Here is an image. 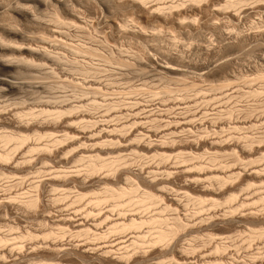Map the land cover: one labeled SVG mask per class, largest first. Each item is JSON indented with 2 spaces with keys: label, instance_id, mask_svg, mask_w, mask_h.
Segmentation results:
<instances>
[{
  "label": "rangeland",
  "instance_id": "rangeland-1",
  "mask_svg": "<svg viewBox=\"0 0 264 264\" xmlns=\"http://www.w3.org/2000/svg\"><path fill=\"white\" fill-rule=\"evenodd\" d=\"M187 1L145 0V4L143 2L142 3L144 5H151L154 3H161L164 5L167 4L166 7L173 4L179 6V8H177L178 6H173L174 8L176 7L175 9H184L187 7L189 8V6L193 4L190 1ZM226 1L228 0H215L212 11H208L207 13L198 12L197 15H192L191 18H182L183 20L180 19V21L184 23H182V25H179L178 21H175L169 16L166 17V19L164 20L165 22L157 21L149 15L147 17V13L141 12L140 8L138 10V7L132 6L130 0H89L83 3H79L80 5L74 3L76 6L68 1L69 3L67 2V4L70 11L68 9L61 8V11H63H59L58 13L60 14L62 20H70L71 22V15L69 14L73 12L83 21L85 20L82 24H80V27H70V33L66 35V38L62 39L64 41L65 47L64 45L61 46V44L56 43H61L59 40H54V38L52 37L50 38V40H54H51V44L52 42H55V44H57V47L55 46V44L53 45L55 46L53 47V51H55L56 53L60 52L58 53L60 54V56L61 54H63L65 57L67 56V61L65 60V58H63L62 60L60 58V61L55 64L53 63L47 66H39L38 68H35L37 66H34V70H37H35L34 72L35 75H31L32 77L24 76L15 80L16 82H19V89H16L14 91L15 93H10L8 98V95L0 97V108L2 107L1 105L6 104V106H3L7 108L10 107L11 109L13 108V112L15 109L14 106H17L16 108L20 110L18 115H7L6 117L8 120L10 118L14 120L15 118H18V120L22 122L24 121V123L27 121L32 124V126L30 127L31 130L29 128L28 130L26 128L22 129L0 126V136L7 135V133H15V135L13 134L14 136H17L16 134L32 135L29 139L30 141L26 142L25 145L23 144V147L19 149L20 153L18 152V155L22 157L20 161H22V165L24 164L23 166H21V168L16 170L10 167H3V169H1L2 167L0 166V200H9L11 198L10 200H12L13 202V204H8V207H0V238L2 237L6 239L8 243H6V240L3 243H0V250L6 249L4 253H0V264H264V236L259 237V235L257 234L261 231V228L262 230H264V0H245L246 2H244L245 4L242 6V11L239 13L238 18L232 17L229 13L234 12V10L236 11L239 6H236V8H228V10L224 14L215 12L216 10H218V8L224 9L222 7H224ZM190 3L191 5H189ZM195 4H193L192 6H194ZM198 6H200V4ZM51 8H41L36 10L35 13L41 20L52 21L53 17H55V12L54 8ZM166 10L167 8L164 12H166ZM149 17L151 18L149 19ZM53 24L55 23L53 22ZM122 28H126L127 31L123 30ZM42 33L43 31L41 30H32L30 32H27V35H30L32 37L34 43H39L38 39L39 37L41 38V35L43 36ZM72 45L81 49L83 48L84 51L76 52V54L74 53L75 51L73 50ZM89 48H91L93 52L90 55V52L87 53L90 50ZM75 57L76 60H78V63L81 64L78 65L79 67L77 65H72L74 67H71V62L68 61V59ZM121 58L124 59L122 60ZM118 59L124 62L127 61L126 63L128 66L120 65L118 63ZM116 60L118 64L115 63ZM87 63H89V65L92 64L93 68H95L94 72H96L94 74L91 73L92 75L89 74L88 76L87 74H80V66H82L83 64L87 65ZM170 66L178 68L179 70L183 71V73L185 72V74H174L164 70V67ZM75 67L79 70L75 69ZM69 71L73 73H70ZM54 81L55 83H53ZM87 87H90L91 90H87ZM81 88H85L87 92L85 89L84 91H82ZM92 88H94V90H92ZM96 88H98V90L95 93ZM80 89L82 93L85 92L84 95L87 94L88 96H84L83 94L80 95ZM254 90L259 91L260 93H253ZM250 92L253 94H251ZM93 100H96L100 103L99 106L97 105L98 107H93V109L91 108L89 112V110L87 109H90V104L91 101L93 102ZM45 101L49 102L47 103L49 104L48 108H55L54 106H56V104L58 103L60 104V102V105L63 108H66V105H69L71 103L75 106H81L82 104V106L79 107V110H76V112L74 111L73 113L75 114L77 113V111L80 113L78 119L81 116V119H79L80 121L76 119L77 122H74L77 126H75V124L73 123V125L75 126L74 127L72 125L73 130L72 128L67 127L52 129L37 127L38 125L36 124V122H38L40 119V121H42V119L47 120V118H50L46 117V115L44 116V114H38V116L40 115L39 117H37L36 115V117L34 115L32 116L33 113L37 114L39 112V107L41 108L43 105H46ZM51 101L53 103L55 102L56 104L52 103L54 105L52 106V104H50ZM111 102L112 106H109L110 108H108V105L106 104ZM8 104L9 106H7ZM60 105L58 107H60ZM138 105H140V108L138 107ZM135 106L136 108H134ZM21 109L23 111H21ZM119 109H121V112L118 111ZM65 113L66 115H63L62 117L64 119H67L68 112L65 111ZM135 113L138 115H136ZM81 114L84 116L86 121L84 120V118H82ZM85 114H88V116L90 117ZM133 115L135 116L133 117ZM62 117L61 119H63ZM87 117L89 119L91 118L90 120L93 119L89 124L87 121ZM22 118H24V120ZM133 118L134 120H136L135 123L132 122L134 121L132 120ZM34 119L36 120V122ZM64 119L61 121H65ZM185 120H193L192 122L195 123H192L193 125L191 123L186 125L184 124L186 122ZM201 120L205 121L206 124L204 123L202 125H199L200 123L198 122ZM95 121L96 124L98 123L97 125L94 124ZM177 121L180 123L182 122L183 124H180ZM139 122L141 123L139 124ZM175 123L180 125H174V127L173 124ZM94 125L96 128L98 126V132L99 130L105 132L109 131L108 134H110V138L108 136L105 137L104 135H106V133L103 132L101 135L104 136L105 139L103 137L102 139H92L96 138L99 134L96 130H94ZM181 126L184 129H178L175 132H171L169 130V128H181ZM74 129L77 133L74 132ZM79 129H81L80 132L82 133V135L79 133ZM25 130L27 131L25 132ZM92 133H95V135L91 139H89L88 136ZM65 134L69 136H66ZM34 135L35 137H33ZM48 135L50 138L48 137ZM63 136H66V139L62 143L64 147L61 145V152L55 151L60 147L59 144L56 145V148L54 146V148L52 147V150H54L53 153L48 154V152L45 151L47 152V155L44 154L43 149L40 150L38 148V151L36 150V152L34 151L32 153L27 149V145H31L32 142L33 144H37V146L40 145L41 148V146H44L46 143L50 144L51 140H53L55 137L62 138ZM134 138L137 139L135 140ZM212 140L218 141L222 144V146L219 143V146H216L218 144L211 145L209 142ZM162 142L164 145L162 144ZM3 143L4 141L2 142L0 140V150L1 148L2 150L7 148L6 143H4V146L6 147L2 145ZM186 143L188 145V148L185 147ZM157 144H162L163 146H165V148L162 147V149L158 150L155 147V145ZM9 145L10 143H8V148L12 147ZM146 145L150 146L151 148H143ZM193 145L194 147H192ZM170 146H173V148H171ZM246 147L248 148L246 149ZM93 149H95L96 151H94ZM161 152H163V154L165 155L166 153L173 154L170 155L169 158V154L166 155L165 158L164 155L162 158L163 154H160L161 157L159 155V153ZM182 154L184 155V157H186V160L182 159ZM187 154L193 157H189ZM158 155L160 158L158 157ZM178 155H180L179 158H176L178 157ZM181 156L182 158H180ZM80 157H83L81 158L82 160H79ZM235 157L236 159H238V161L235 159ZM31 158L33 159L30 160ZM48 158L49 160H47ZM183 160H185L184 163ZM161 161L163 162V164L164 162H167V165L169 166H173L175 162H178L177 164H180L181 166H184L183 164L185 163L188 166H197V163L199 162L203 164V168L206 167V170H208V168L210 170H214L216 168H219L218 166H220L222 168L224 167L227 176L231 175L232 172L235 171L236 173L239 172V175L237 176L235 173H233V176H231L232 179L234 178L233 180H231L230 176H224V178L227 177V184H225L226 182H224L225 185H223V182L222 184H220V181V183L218 182L217 179L219 178L215 177L216 180L215 178H213L217 173H209L208 175L211 177H208V175L206 177L205 175L206 178L203 177L205 180H198L197 183V180H194L195 182H193L192 179V181L187 180V177L178 174L175 171L174 172L177 173V176L174 172H172L173 174L170 172L168 173L161 168V166L163 165ZM26 162H30L31 164L29 163L28 165ZM113 162L117 163L118 165L116 166ZM91 163L93 165L95 164L96 167H98V165L101 166V168H99L95 173L93 172L94 174L88 171V168L89 170H91L90 167H93ZM105 163L107 164V166L105 165ZM111 163H113V166L111 165V167H114L117 170L112 169L109 166ZM126 163L128 165H126ZM101 164H103V166L105 167H103ZM127 166L129 167V169ZM56 168L59 170H57ZM253 169L258 170V172L260 173V175L258 176L259 178L257 176L256 178L255 176L253 177L251 175V172L249 171H252ZM111 171L112 173L114 171L115 172L112 174ZM139 172H142V176L145 174L144 177L149 180V183L148 180H145L140 176ZM248 172L251 177H249ZM166 173H168L167 175L170 174L171 176L166 177ZM137 174L141 178L138 177ZM234 174L236 175V177H234ZM65 176L71 182H67L68 185H63L62 181L66 179ZM153 177L154 179L158 178V181H153L154 185L152 184V181H150V179H153ZM162 177L164 178V181L160 180ZM142 179L146 182H143ZM40 180L43 181L41 182ZM78 180H80V182ZM107 182H110V184ZM156 182L160 183H158L157 185ZM162 182L164 183L161 184ZM150 183L151 185H149ZM193 183H196L197 185ZM248 184H250L251 186H248ZM155 185L157 187L159 186V189L161 186H166L165 188L169 190L170 196L177 198V200H179L180 202V205L177 206L176 204H172L168 200L164 198L162 199L160 197L155 200V196H159L160 193L159 189L156 188ZM199 185L207 188L210 186V190L214 189L213 191L211 190L214 198L213 196L204 193V197H207V199L204 198L205 200H207L205 201L202 197V195H204L203 192L198 191L199 189L196 188H199ZM221 185L223 186L221 187ZM135 186L137 190L140 188L139 191L132 190L136 189ZM167 186L172 189L170 190ZM110 187L111 189H114V191H120L121 188L119 187H122V189L124 187L126 191L134 187L131 190L134 191V193L136 192L135 194L138 193L137 195H141L138 197V199H140V197L141 200L146 199V197H148L149 195V192L150 194H155V196L152 198H148L152 200L154 198L156 202L153 200V203H155L153 204L151 203L152 200L147 199V201H151L150 203H148L149 201H146L148 204H153L151 208L145 207L146 205H148L147 203L146 205L145 203H142V205L136 204L138 205L137 208L135 207V204H132L135 205L134 208L131 203L129 204V206L127 204V207H125L124 204L126 203H123V207H125V209L127 208L126 211L125 209L123 210V207H115L112 205H116L120 198L119 200L116 199L117 201L115 202L114 198H111L112 196L110 197L109 194L105 197L107 193L112 194L111 192L113 191L111 189V192L110 190H107ZM247 187L249 189H247ZM117 188L119 189L117 190ZM195 188L197 189L196 191L194 190ZM215 189L217 191H215ZM145 190L147 191V193ZM129 191L127 195H125L127 197H124L126 200L124 201V198L122 197L120 202H118L119 205L122 204V202L128 201L127 199L131 200V198L133 197V193ZM37 192L40 195L41 203L38 202L39 205L38 207H35V210L29 208H26L27 210H25L23 202L26 201L25 199H28V194H38ZM130 193L132 197L129 196ZM142 193L144 196L146 194V196L143 197ZM156 193H158V195H156ZM197 193L199 194L200 198L202 197L203 201L198 197ZM213 193L215 195H218L215 196ZM231 193H234L233 195H235L236 198H234L235 200L232 199V202L230 200V203H228L229 200L226 199H228ZM225 195L228 197H226ZM2 196L4 198H2ZM135 196L132 199H136L137 197ZM196 196L198 197V201L200 199V202L202 201V203H204L203 205H200V203L198 204V202H196ZM103 197H108L109 199L107 198V200L111 201H107V203H105L106 201H104L102 203L103 206L99 204V207L97 205H95L97 206L95 207L93 205L96 204L94 201L98 199L103 200ZM210 197L213 198L214 202L218 199L217 201L220 203V205L215 204V206L214 202L213 204H210V202H212L210 200ZM58 198L60 199L57 202ZM94 198L97 199L93 200ZM224 199L227 202L224 201ZM55 200L56 202L52 204V201ZM60 200L62 202H60ZM163 200H165L164 203ZM143 202H145V200H143ZM56 203H68V205H66L67 207L65 205L63 207L64 212L62 211V214L67 213L64 216H75V219L82 216V218L87 219L88 223L93 222L92 220L94 219H92L91 217H94L93 215H96L97 212L99 213L102 210H104L103 212L107 213L106 215H111L110 217H113L117 216L115 214L118 211H124L127 213L128 210L134 208V211L131 210V213L134 214L133 216L135 218H147L145 217L146 214L147 216L149 215L148 218H150V215L152 216L154 214V216L156 217L166 215L164 217L161 216L162 218H157V220L163 218L165 219V217L169 216L168 218H166V220L171 218L170 221H173L175 223L176 217H178L184 222L185 229L179 231L180 233L178 232V236H176L174 240L170 241L169 243H158L154 245L149 242L148 237L154 235L153 233L155 231H152L153 229H151L152 227H149L151 225L148 223H145V225L143 226L141 225L142 227L139 229L130 228L129 230L127 229V231L124 232L119 231L123 233H118V231L116 232V234L115 232L111 233L115 230L113 229L110 232V236L106 234V232L105 235L104 231H109L111 227H114L117 224H107L106 222L101 223L100 221H98V225L99 223L101 224L98 226L99 233L97 231L96 232L97 234H99V236L100 233L103 232L101 234V236L103 237L100 238L96 237V233L94 234L95 230H93V227H89V229L87 227L79 229L73 228V226H70L68 224L62 225L61 222L57 223L56 221V223H54L45 220V218H43L44 216L42 215L46 213H44V208L46 206H50L52 204V209L50 207L51 213L53 211L52 215L56 216L58 214V212H56V207H54ZM164 204H167L166 207L168 208L170 206L171 209L169 208L168 211L167 208H165ZM162 205L166 210L162 208ZM211 205H213V208ZM141 206L147 209H142ZM235 206H238V209ZM113 207L114 209H120H118V211L116 209L117 212L114 210V212L112 213L113 210H111L110 208L113 209ZM128 207L131 208L129 209ZM46 208L45 210L47 211ZM259 208L262 209L260 210ZM234 209L236 210L234 211ZM210 210L214 211V213ZM89 211L91 213L94 211V214L92 213L93 215H88L87 212ZM84 213L86 216L84 215ZM87 216H90V218H87ZM154 216H152L151 218H154V220H152L157 224L156 217ZM173 216L175 217V221L172 219ZM173 222L167 223L171 224ZM151 224L152 226L156 225L153 222ZM161 224L163 225V222L160 224L158 223L157 226L160 227L162 226ZM157 226H153V228H156ZM157 229L158 228H156L155 230ZM87 230L89 233L87 232ZM150 230L153 233L150 234ZM108 231L107 233H109ZM147 232L150 235H148ZM145 234L148 235H146L147 237H144L147 238L146 240H148V242H146V240H143L142 236H145ZM138 236L142 238L140 239V237ZM137 238L139 239L137 240ZM134 239H136L137 242ZM133 242H135V244ZM142 244L144 247L142 246ZM216 245H218L220 249L223 246L224 249L222 248V251L218 249V251L215 248ZM175 246L177 247V249ZM56 247L59 250H57V252H55L56 250L53 252V248L56 249ZM107 247H109V249H107ZM185 247L186 250L184 249ZM11 250L12 252H9ZM103 250H110L109 252L107 251L109 254L105 251L104 254ZM215 250L217 252H215ZM182 253H189L188 255H185V257H189V255L190 257L185 259ZM192 253L194 255H192ZM122 254H127L128 258L127 260L125 259L126 262L123 261L124 259H122L121 261L120 257L122 256ZM49 260H51L52 262Z\"/></svg>",
  "mask_w": 264,
  "mask_h": 264
},
{
  "label": "bare ground",
  "instance_id": "bare-ground-1",
  "mask_svg": "<svg viewBox=\"0 0 264 264\" xmlns=\"http://www.w3.org/2000/svg\"><path fill=\"white\" fill-rule=\"evenodd\" d=\"M68 1H70L72 4H74V3H76V4H79V3H83V2H86V1H89V0H0V97H3V96H6V95H8L7 96V98L9 97V95H10V93H12V92H14L16 89H19V82H16L15 80H17V79H19V78H21V77H24V76H31V75H33L34 74V72H35V70H34V66H37V67H35V68H38L39 66H47V65H51V64H55V63H57V62H59L60 61V58H61V60L63 59V58H65V60L67 59L63 54H61V56H60V54H58V53H60V52H58V53H56L55 51H53V47H55L57 44H61V46L62 45H64V47H65V44H64V41L62 40L63 38H66V35H68L69 33H70V31H71V29H70V27L71 26H79L80 27V24H82L84 21L79 17V16H77L76 14H74V12L73 13H70L69 15H71V22H70V20L69 21H64V20H62L61 19V16H60V14L58 13L59 11H61V8H64V9H68V4H67V2ZM145 1V0H144ZM144 1L143 0H130V3H131V5L132 6H135V7H138L137 9L139 10V8H140V11L141 12H145V13H147V17H148V15L149 16H151L153 19H155V20H157V21H164L165 19H166V17H171V18H173L175 21H178L179 22V25H182V23L183 22H181L180 21V19H182V18H191L192 17V15H197V13L198 12H205V13H207L208 11H212V7H213V5L215 4V0H188V1H190L191 3H193V4H195L194 6H192L191 5V3L189 4V5H191V6H189V8L187 7V8H184V9H175L173 6H178V5H168L167 7H166V5L167 4H157V3H154V4H151V5H144L145 3H144ZM187 1V0H186ZM187 1V2H188ZM144 4H143V3ZM244 2H246L245 0H233V1H230V0H228V1H226V3H225V5H224V7H222V8H224V9H219L218 8V10H216L215 12H217V13H219V14H224L227 10H228V8H232V7H235L236 8V6L238 7L237 9H236V11L234 10V12H232V13H229V14H231V16L232 17H239V13L242 11V6L245 4ZM69 3V2H68ZM96 3V2H95ZM200 4V6H198ZM75 5V4H74ZM80 5V4H79ZM89 5V4H88ZM197 5V6H196ZM76 6V5H75ZM74 6V7H75ZM54 8V16L55 17H53V19H52V21H45V20H41V19H39V17H37V15H36V10H38V9H41V8H44V9H47V8ZM51 8V9H52ZM70 8V7H69ZM73 8V7H72ZM71 8V9H72ZM167 8V10H166V12H164L165 11V9ZM174 8V9H173ZM177 8H179V6L177 7ZM74 9V8H73ZM69 10V9H68ZM75 10V9H74ZM73 10V11H74ZM63 11V10H62ZM61 11V12H62ZM70 11V10H69ZM76 11V10H75ZM66 12V11H65ZM68 12V11H67ZM109 12V11H108ZM64 13V12H63ZM69 13V12H68ZM135 13V12H134ZM50 14V13H49ZM62 14V13H61ZM67 14V13H66ZM144 14V13H143ZM79 15V14H78ZM53 16V15H52ZM51 17V16H50ZM151 17H149V19L151 18ZM194 17V16H193ZM48 18V17H47ZM62 18H65V17H62ZM152 19V20H153ZM168 19V18H167ZM67 20H68V18H67ZM183 20V19H182ZM188 20V19H187ZM109 21V20H108ZM53 22L55 23V24H57V25H55V24H53ZM165 22V21H164ZM181 22V23H180ZM192 22V21H191ZM86 23V22H85ZM90 23V22H89ZM116 23V22H115ZM140 23V22H139ZM184 24V23H183ZM188 24H190V23H188ZM85 25V24H84ZM111 25V24H110ZM90 27V26H89ZM110 27V26H109ZM123 27V26H122ZM180 27V26H179ZM72 28V27H71ZM74 28V27H73ZM111 28V27H110ZM119 28V27H118ZM65 29V30H64ZM123 29V28H122ZM141 29V28H140ZM32 30H41V31H43V36L41 35V38L39 37V43H34V40L32 39V37L29 35H27V32H30V31H32ZM123 30H126V28L125 29H123ZM133 30V29H132ZM127 31V30H126ZM90 32V31H89ZM29 34V33H28ZM38 34V33H37ZM36 34V35H37ZM130 34V33H129ZM71 35V34H70ZM91 35V34H90ZM32 36H33V34H32ZM54 38V40H59L61 43H59V42H56L57 44H55V42L53 43L52 42V44H51V40L52 41H54L53 39H51L50 40V38ZM61 39V40H60ZM69 39V38H68ZM145 40H146V38H145ZM37 41V40H36ZM66 43V42H65ZM55 44V46H53ZM72 44V43H71ZM69 46V45H68ZM57 47V46H56ZM71 47V46H70ZM72 47H73V50L75 51L74 53H76V52H82V51H84V49L82 48H79V47H75V46H73L72 45ZM89 47V46H88ZM62 48V47H61ZM68 48V47H67ZM91 51H90V50ZM88 50V52L87 53H89V55L91 54V53H93L92 52V49L91 48H89ZM61 51V50H60ZM86 52V51H85ZM70 53V52H69ZM95 53V52H94ZM73 54V53H72ZM77 54V53H76ZM103 54V53H102ZM88 55V54H87ZM105 55V54H104ZM106 57V56H105ZM112 57V56H111ZM79 59V58H78ZM120 59V58H119ZM118 59V63L120 64V65H127V61L126 62H124V61H121V60H119ZM122 59V58H121ZM124 59V58H123ZM122 59V60H123ZM64 60V61H65ZM67 61V60H66ZM68 61L69 62H71V67H74L75 65H81V64H79L78 63V60H76V57L75 58H70V59H68ZM104 61V60H103ZM107 61V60H106ZM87 62V61H86ZM111 62H112V60H111ZM129 62V61H128ZM61 63V62H60ZM75 63V64H74ZM82 63V62H81ZM115 63H117V60L115 61ZM117 63V64H118ZM128 64H130V63H128ZM132 64V63H131ZM72 65H74V66H72ZM91 66H92V64H90ZM89 65V63H87V65H82V66H80V68L79 69H81V71H79L80 72V74L81 73H83V74H87V76L89 75V74H91V73H95L94 72V69L95 68H93V66L91 67ZM128 66V65H127ZM32 67H33V69H32ZM53 67V66H52ZM79 67V66H78ZM42 68V67H41ZM44 68V67H43ZM52 69V68H51ZM73 69V68H72ZM75 69H78V68H76L75 67ZM78 69V70H79ZM34 70V71H33ZM49 70V69H48ZM64 70V69H63ZM100 70V69H99ZM164 70H166L167 72H171V73H174V74H185V72L183 73V71H181V70H179L178 68H175V67H164ZM37 71V70H36ZM53 71V70H52ZM70 72V71H69ZM55 73V72H54ZM53 73V74H54ZM70 73H73V72H70ZM77 73V72H76ZM262 73V72H261ZM260 74V73H259ZM35 75V74H34ZM92 75V74H91ZM48 76V75H47ZM32 77V76H31ZM27 78V77H26ZM45 78V77H44ZM43 78V79H44ZM31 79H33V78H31ZM35 79H37V78H35ZM40 79V78H39ZM71 80V79H70ZM83 82H84V80H83ZM53 83H55V81L53 82ZM73 83V82H72ZM58 84V83H57ZM70 84V83H69ZM60 85V84H59ZM72 85V84H71ZM86 85V84H85ZM33 86V85H32ZM69 86V85H68ZM75 86V85H74ZM79 86V85H78ZM81 86V85H80ZM88 86V85H87ZM56 87V86H55ZM66 87V86H65ZM77 87V86H76ZM168 87V86H167ZM35 88V87H34ZM86 88V87H85ZM84 88V89H85ZM21 89V88H20ZM46 89V88H45ZM78 89V88H77ZM82 89V91H84V89L83 88H81ZM81 89L79 90L80 92H79V94L80 95H84V93L85 92H81ZM171 89V88H170ZM86 90V89H85ZM87 90H91V88L90 87H87ZM87 90H86V92H87ZM92 90H94V88H92ZM97 90H98V88H96V90H95V93L97 92ZM172 90V89H171ZM52 91V90H51ZM75 91V90H74ZM169 91V90H168ZM167 91V92H168ZM18 92V91H17ZM47 92V91H46ZM45 92V93H46ZM258 92L259 91H255L254 90V92L253 93H257L258 94ZM15 93V92H14ZM51 93V92H50ZM74 93H76V92H74ZM89 93V92H88ZM92 93H93V91H92ZM92 93H90V94H92ZM251 93V92H250ZM253 93H251V94H253ZM260 93V92H259ZM162 94V93H161ZM79 95V96H80ZM84 96H88L87 94L86 95H84ZM258 96V95H257ZM177 97V96H176ZM174 98V97H173ZM38 99V98H37ZM43 99V98H42ZM171 99V98H170ZM119 100V99H118ZM48 101V100H47ZM53 101V100H52ZM50 102V104H52L53 102ZM115 102V101H114ZM113 102V103H114ZM27 103V102H26ZM40 103V102H39ZM47 103H49V102H46L45 101V104L46 105H43L41 108L39 107L38 109V113L37 112H35V113H37V114H32V116L34 115H36L37 117H39L38 116V114H41V115H43L44 114V116L46 115V117H50L49 119L47 118V120H43L42 119V121H38V122H36V120H35V122H36V124L38 125L37 127H44V128H65V127H67V128H72V130H73V127H72V125H73V123L74 122H77V120L76 119H78V117H79V112L77 111V113H75V114H73L74 113V111L76 112V110H79V107H81L82 106V104H81V106H75V105H72V103L71 104H69V105H66L65 107L66 108H63L60 104H61V102H60V107H58L59 105L58 104H56L57 103V100H56V106H54L53 104H52V106H54L55 108H48V105L49 104H47ZM77 103V102H76ZM75 103V104H76ZM99 103L100 102H97L96 100L94 101L93 100V102L91 101V104H90V109H87V110H89V112H90V110H91V108L93 109V107L95 108V107H98L99 106ZM122 103H124V102H122ZM22 104V103H21ZM28 104V103H27ZM33 104V103H32ZM66 104H68V103H66ZM114 104H116V103H114ZM138 104V103H137ZM3 105H5L6 106V104H3ZM3 105H1L2 107L0 108V126H5V127H10V128H22V129H30V127L32 126V124H30L29 122H25L24 123V121L22 122V121H20V120H18V118L16 119L15 118V120L14 119H12V118H10L9 120L7 119V115H11L12 114V116H13V114H19V112H20V110L19 109H17L14 105V108L16 109H14V112H13V108L11 109L10 107L9 108H7V107H4ZM39 105V104H38ZM98 105V106H97ZM106 105H108L107 107L108 108H110L111 106H112V102L111 103H107ZM117 105V104H116ZM115 105V106H116ZM7 106H9V104L7 105ZM85 106H87V105H85ZM110 106V107H109ZM114 106V107H115ZM122 106V105H121ZM140 105H138V107H139ZM104 107V106H103ZM114 107H112V108H114ZM119 107V106H118ZM137 107V108H138ZM7 108V109H6ZM88 108V107H87ZM134 108H136V106L134 107ZM133 108V109H134ZM140 108V107H139ZM10 109V110H9ZM23 109V108H22ZM21 109V111H23ZM36 110V109H35ZM107 110V109H106ZM116 110H117V108H116ZM141 110V109H140ZM27 111V110H26ZM33 111V110H32ZM65 111L66 112H68V117H67V119H64L62 116L63 115H66V113H65ZM93 111V110H92ZM119 112H121V109H119L118 110ZM138 111V110H137ZM137 111H136V113H137ZM144 111V110H143ZM247 111V110H246ZM12 112V113H11ZM31 112V111H30ZM81 112V111H80ZM85 112V111H84ZM88 112V111H87ZM155 112V111H154ZM250 112V111H249ZM65 113V114H64ZM83 113V112H82ZM135 113V114H136ZM72 114V115H71ZM92 114V113H91ZM82 115V114H81ZM85 115H87L88 116V114H85ZM90 115V114H89ZM93 115V114H92ZM132 115V114H131ZM136 115H138V114H136ZM149 115V114H148ZM153 115V114H152ZM158 115V114H157ZM29 116H30V114H29ZM35 116V117H36ZM43 116V117H44ZM135 115H133V117H134ZM15 117V116H14ZM17 117V116H16ZM21 117V116H20ZM42 117V116H41ZM40 117V118H41ZM61 117L65 120V121H61V120H63V119H61ZM86 117V116H85ZM88 117H90V116H88ZM87 117V118H88ZM94 117V116H93ZM138 117V116H137ZM30 118V117H29ZM33 118V117H32ZM45 118V117H44ZM82 118H84V116L82 115ZM86 118V119H87ZM136 118V117H135ZM155 118V117H154ZM176 118V117H175ZM19 119H21V118H19ZM23 120H24V118H22ZM46 119V118H45ZM79 119H81V116H80V118ZM78 119V120H79ZM91 119V118H90ZM89 118H88V124L90 123V122H92V120H90ZM83 120V119H82ZM84 120H85V118H84ZM132 120H134V118L132 119ZM145 120V119H144ZM156 120V119H155ZM172 120V119H171ZM190 120V119H189ZM188 120V121H189ZM32 121V120H31ZM30 121V122H31ZM80 121V120H79ZM86 121V120H85ZM131 121V120H130ZM186 121V120H185ZM185 121H183V122H185ZM186 121L184 124H189V123H195V122H192V121ZM34 122V121H33ZM34 122V123H35ZM83 122V121H82ZM133 123H135L136 122V120H134V121H132ZM178 122V121H177ZM197 122V121H196ZM208 122V121H207ZM141 122H139V124H140ZM178 123H180V122H178ZM198 123H200L199 125H202V124H204L205 123V121H203V120H201V121H199ZM75 124V123H74ZM87 124V123H86ZM87 124V125H88ZM94 124H96V121H95V123ZM98 124V123H97ZM96 124V125H97ZM100 124V123H99ZM180 124H183L182 122L180 123ZM180 124H177V123H175V124H173V126L174 125H180ZM190 124V125H191ZM206 124V123H205ZM35 125V124H34ZM92 125H93V123H92ZM125 125V124H124ZM171 125V124H170ZM193 125V124H192ZM74 126V125H73ZM75 126H77L76 124H75ZM74 126V127H75ZM91 126V125H90ZM99 126H101V125H99ZM132 126V125H131ZM135 126V125H134ZM5 127H3V128H5ZM36 127V126H35ZM80 127V126H79ZM82 127V126H81ZM85 127H86V125H85ZM89 127V126H88ZM87 127V128H88ZM127 127H128V124H127ZM175 127V126H174ZM169 128V130L171 131V132H175V131H177L178 129H184V128H182V126H181V128ZM184 127V126H183ZM200 127V126H199ZM84 128V127H83ZM90 128V127H89ZM95 128V129H94ZM94 130H98V126H97V128L95 127V125H94ZM99 128H101V127H99ZM124 128H126V127H124ZM28 129V130H29ZM42 129V128H41ZM102 129H103V127H102ZM187 129V128H186ZM31 130V129H30ZM47 130V129H46ZM56 130V129H55ZM80 130L81 129H79V133L82 135V133L80 132ZM112 130V129H111ZM111 130H110V132H111ZM122 130V129H121ZM120 130V131H121ZM168 130V131H169ZM188 130V129H187ZM206 130V129H205ZM14 131V130H13ZM16 131H17V129H16ZM27 130H25V132H26ZM77 131V130H76ZM119 131V130H118ZM182 131V130H181ZM74 132H75V129H74ZM103 132H105V131H101V130H99V132L97 131V133H99L98 135H97V137L96 138H92L94 135H95V133H92V134H90L89 136H88V138L89 139H102V137L104 138V136L106 137V136H110V134H108L109 133V131L108 132H105L106 133V135H104V136H102L101 134L103 133ZM2 133V132H1ZM32 133V132H31ZM37 133V132H36ZM45 133V132H44ZM47 133V132H46ZM49 133V132H48ZM75 133H77V132H75ZM85 133V132H84ZM15 135V133H7V135H1L0 136V140L3 142L4 141V143H6V146H7V148H5V149H3L2 150V148H1V150H0V166L2 167L1 169H3V167H10V168H13V169H19V168H21V166H23L22 165V161H20V159L22 158L20 155H18V152H19V149L20 148H22L23 146V144L25 145L26 144V142H28V141H30L29 139L31 138V136L32 135H19V134H16L17 136H14ZM194 134V133H193ZM47 135V134H46ZM66 135V134H65ZM92 135V136H91ZM261 135V134H260ZM37 136V135H36ZM38 136H39V134H38ZM55 136V135H54ZM66 136H69V135H66ZM65 136V137H66ZM138 136V135H137ZM170 136V135H169ZM33 137H35V135L33 136ZM33 137H32V139H33ZM41 137V136H40ZM40 137H38V138H40ZM48 137H49V135H48ZM64 136L61 138V137H59V138H54L53 140H51V143L50 144H43L44 146H41V148H40V145L39 146H37V144H33V142H32V144L31 145H27V149L28 150H30V152L32 153V152H36V150L38 151L39 149L41 150V149H43L44 151V154H46L47 155V152H48V154H50V153H53V151L54 150H52V147L54 146L55 148H56V145H58L59 144V148H57L55 151L57 152V151H59V152H61V145H62V143H63V141L66 139ZM168 137V136H167ZM254 137V136H253ZM252 137V138H253ZM259 137V136H258ZM42 138V137H41ZM50 138V137H49ZM110 138V137H109ZM244 138H246V137H244ZM251 138V139H252ZM31 139V140H32ZM44 139V138H43ZM105 139V138H104ZM135 140L137 139V138H134ZM142 139V138H141ZM166 139V138H165ZM255 139V138H254ZM45 140V139H44ZM43 140V141H44ZM111 140V139H110ZM174 140V139H173ZM208 140V139H207ZM183 141V140H182ZM260 141H262V140H260ZM259 141V142H260ZM11 142H13V143H11ZM102 142V141H101ZM104 142V141H103ZM111 142V141H110ZM258 142V143H259ZM4 143L2 144L3 146H4ZM8 143H10V145L9 146H12V147H9L8 148ZM37 143V142H36ZM61 143V144H60ZM97 143V142H96ZM119 143V142H118ZM191 143H193V142H191ZM191 143H188V144H191ZM211 145H213V144H218L219 142L218 141H215V140H212V141H210L209 142ZM13 144V145H12ZM65 144V143H64ZM98 144V143H97ZM162 144H163V142H162ZM162 144H157V145H155V147L159 150V149H162V147L163 148H165V146H163ZM173 144V143H172ZM194 144H195V141H194ZM207 144H208V142H207ZM206 144V145H207ZM219 144H221V143H219ZM219 144L218 145H216V146H219ZM252 144V143H251ZM185 145V144H184ZM184 145H183V147H184ZM186 145H187V143H186ZM185 145V147H187L188 148V145L186 146ZM197 145V144H196ZM210 145V146H211ZM248 145V144H247ZM246 145V146H247ZM259 145V144H258ZM6 146H4V147H6ZM63 146V145H62ZM96 146V145H95ZM144 146V145H143ZM209 146V145H208ZM215 146V147H216ZM221 146H222V144H221ZM220 146V147H221ZM240 146V145H239ZM53 147V148H54ZM64 147V146H63ZM67 147H69V146H67ZM94 147V146H93ZM151 148L150 146H145V147H143V148ZM171 147V146H170ZM169 147V148H170ZM192 147H194V145L192 146ZM191 147V148H192ZM198 147V146H197ZM197 147H196V149H197ZM39 148V149H38ZM97 148V147H96ZM125 148V147H124ZM171 148H173V146L171 147ZM213 148V147H212ZM233 148V147H232ZM248 147H246V149H247ZM251 148H253V147H251ZM67 149V148H66ZM155 149V148H154ZM156 149V150H157ZM178 149V148H177ZM189 149H190V147H189ZM94 151H96L95 149H93ZM101 150V149H100ZM119 150V149H118ZM121 150V149H120ZM173 150V149H172ZM171 150V151H172ZM176 150V149H175ZM193 150V149H192ZM45 151H47V152H45ZM94 151H92V152H94ZM124 151H125V149H124ZM195 151V150H194ZM231 151V150H230ZM235 151V150H234ZM90 152V151H89ZM138 152V151H137ZM158 152H160V151H158ZM158 152H157V154H158ZM165 152H168V151H165ZM170 152V151H169ZM20 153V152H19ZM30 153V154H31ZM39 153V152H38ZM40 153H41V151H40ZM179 153V152H178ZM177 153V154H178ZM222 153V152H221ZM252 153V152H251ZM22 154H23V152H22ZM26 154V153H25ZM36 154V153H35ZM43 154V155H44ZM55 154V153H54ZM93 154V153H92ZM95 154V153H94ZM162 155L163 154V152H161V153H159V155ZM169 154V153H168ZM167 153H166V155H168ZM173 154V153H172ZM172 154H169L168 155V158H169V156L170 155H172ZM176 154V153H175ZM235 154V153H234ZM45 155V156H46ZM53 155V154H52ZM104 155V154H103ZM159 155H158V157H159ZM161 155H160V157H161ZM165 154H163L162 155V158H163V156H164ZM166 155L164 156V158L166 157ZM183 155V154H182ZM188 155V154H187ZM196 155V154H195ZM216 155V154H215ZM44 156V157H45ZM50 156V155H49ZM88 156V155H87ZM122 156V155H121ZM128 156V155H127ZM179 156L180 155H178V157H176V158H179ZM189 157H193V156H190V155H188ZM43 157V158H44ZM53 157V156H52ZM57 157H59V156H57ZM95 157V156H94ZM100 157V156H99ZM154 157V156H153ZM159 157V158H160ZM198 157V156H197ZM212 157V156H211ZM230 157V156H229ZM46 158V157H45ZM49 158H51V157H49ZM49 158L47 159V160H49ZM54 158V157H53ZM56 158V157H55ZM81 158H83V157H80L79 158V160H82ZM158 158V159H159ZM180 158H182V156L180 157ZM194 158H195V156H194ZM193 158V159H194ZM206 158V157H205ZM24 159V158H23ZM33 158H31L30 160H32ZM38 159V158H37ZM91 159H93V158H91ZM90 159V160H91ZM102 159H103V157H102ZM116 159V158H115ZM114 159V160H115ZM171 159V158H170ZM170 159H168V160H170ZM182 159H185L186 160V157H184V155H183V158ZM189 159H191V158H189ZM188 159V160H189ZM207 159V158H206ZM235 159H236V157H235ZM255 159V158H254ZM253 159V160H254ZM261 159V158H260ZM27 160V159H26ZM53 160V159H52ZM89 160V161H90ZM111 160V159H110ZM161 160H163V159H161ZM166 160V159H165ZM178 160V159H177ZM176 160V161H177ZM181 160V159H180ZM185 160H183V163L185 162ZM199 160V159H198ZM237 161H238V159H236ZM25 161V160H24ZM29 161V160H28ZM51 161V160H50ZM54 161V160H53ZM98 161V160H97ZM109 161V160H108ZM135 161V160H134ZM172 161V160H171ZM193 161V160H192ZM237 161H236V163H237ZM56 162H59V161H56ZM92 162V161H91ZM95 162V161H94ZM104 162V161H103ZM110 162V161H109ZM120 162V161H119ZM122 162V161H121ZM162 162V161H161ZM174 162V161H173ZM172 162V163H173ZM245 162V161H244ZM24 163V162H23ZM28 165H29V163L30 162H26ZM46 163V162H45ZM52 163V162H51ZM96 163V162H95ZM114 163V162H113ZM113 163H111L109 166L111 167V165L113 164ZM123 163V162H122ZM125 163V162H124ZM178 163V162H177ZM176 162H175V164H173V166H169V165H167V162L165 163L164 162V164H163V162H162V166H161V168L162 169H164L165 171H167L168 173L170 172V173H172V172H177L178 174H181V175H184L185 177H187V180H190V181H192L193 180V182H195L196 180V182L198 183V180H202V179H204L203 177H205V175H206V177H207V175L209 174V173H217L216 174V176H212L213 178H215V177H217V178H219V179H217L218 180V182L220 183V184H222V182H223V185H225V184H227V182H226V178L228 177V176H230V178H231V180H233L232 179V177L231 176H233V173H235L237 176L239 175V172H237L236 173V171L235 172H232V174L231 173H229V174H231V175H228L227 176V173L225 172V170H224V167L222 168V167H220V166H218L219 168H216V169H214V170H210L209 168H208V170H206V167L205 168H203V164H201V163H197V166H188L186 163V165L185 164H183L182 162V164L184 165V166H181L180 164H177ZM180 163V162H179ZM196 163V162H195ZM31 164V163H30ZM92 164V163H91ZM116 166L118 165L117 163H114ZM215 164V163H214ZM93 165V164H92ZM91 165V166H92ZM95 165V164H94ZM93 165V167H90V169L91 170H89V168H88V171H90V172H96L99 168H101V166L100 165H98V167H96V165L94 166ZM102 166H103V164H101ZM105 165L107 166V164L105 163ZM126 165H128L127 163H126ZM180 165V166H179ZM250 165V164H249ZM40 166V165H39ZM56 166V165H55ZM113 166V165H112ZM115 166V167H116ZM214 166V165H213ZM217 166V165H216ZM222 166V165H221ZM228 166H230V165H228ZM246 166H247V164H246ZM25 167H26V165H25ZM83 167H84V165H83ZM88 167V166H87ZM103 167H105V166H103ZM124 167V166H123ZM128 167V166H127ZM194 167V168H193ZM28 168V167H27ZM29 168H30V166H29ZM32 168V167H31ZM112 168V167H111ZM117 168V167H116ZM120 168V167H119ZM195 168H197V169H195ZM213 168H215V167H213ZM25 169V168H24ZM23 169V170H24ZM36 169V168H35ZM53 169V168H52ZM57 169V168H56ZM112 169H115L114 167L112 168ZM128 169H129V167H128ZM195 169V170H194ZM48 170V169H47ZM55 170V169H54ZM57 170H59V169H57ZM104 170V169H103ZM115 170H117V169H115ZM161 170V169H160ZM163 170V171H164ZM210 170V171H209ZM254 170V171H253ZM252 171H249V172H251V175L254 177H258L259 175H260V173L258 172V170L256 171L255 169H253ZM9 171V170H8ZM15 171V170H14ZM40 171V170H39ZM53 171V170H52ZM64 171V170H63ZM100 171V170H99ZM107 171V170H106ZM113 171V170H112ZM112 171H111V173H112ZM124 171V170H123ZM141 171V170H140ZM152 171V170H151ZM156 171V170H155ZM164 171V172H165ZM215 171V172H214ZM26 172V171H25ZM49 172V171H48ZM58 172V171H57ZM101 172V171H100ZM115 172V171H114ZM113 172V173H114ZM146 172V171H145ZM157 172V171H156ZM162 172V171H161ZM174 172V173H175ZM230 172V171H229ZM249 172H248V175H249ZM44 173V172H43ZM51 173V172H50ZM56 173V172H55ZM54 173V174H55ZM59 173V172H58ZM93 173V174H94ZM104 173V172H103ZM112 173V174H113ZM140 173V172H139ZM138 173V174H139ZM142 173V172H141ZM140 173V176L141 177H143L145 180H148L146 177H144V175L142 176V174ZM153 173V172H152ZM168 173H166V177L167 176H171L170 174L169 175H167ZM177 173H175L176 174V176H177ZM226 173V174H225ZM2 174V173H1ZM30 174V173H29ZM61 174V173H60ZM66 174V173H65ZM126 174V173H125ZM129 174V173H128ZM131 174V173H130ZM137 174V175H138ZM148 174V173H147ZM150 174V173H149ZM173 174V173H172ZM234 174V177H236V175ZM241 174V173H240ZM161 175V174H160ZM251 175H249V177H251ZM8 176V175H7ZM10 176V175H9ZM50 176V175H49ZM49 176H48V178H49ZM53 176H55V175H53ZM52 176V177H53ZM71 176V175H70ZM85 176V175H84ZM89 176V175H88ZM139 175H138V177H140ZM150 176V175H149ZM153 176V175H152ZM224 176H227L226 178H224ZM246 176H247V172H246ZM27 177V176H26ZM61 177V176H60ZM103 177V176H102ZM107 177V176H106ZM112 177V176H111ZM137 177V176H136ZM140 177V178H141ZM151 177V176H150ZM182 177V176H181ZM185 177H183V178H185ZM202 177V178H201ZM205 177V178H206ZM208 177H211V176H209L208 175ZM256 177V178H257ZM45 178V177H44ZM58 178V177H57ZM64 178V177H63ZM65 178H66V176H65ZM69 178V177H68ZM73 178V177H72ZM75 178V177H74ZM82 178V177H81ZM85 178V177H84ZM110 178V177H109ZM127 178V177H126ZM160 178V177H159ZM163 178V177H162ZM160 179V180H163L164 181V178L163 179ZM189 178V179H188ZM229 178V179H230ZM255 178V179H256ZM259 178V177H258ZM8 179V178H7ZM10 179V178H9ZM23 179V178H22ZM62 179V178H61ZM76 179V178H75ZM131 179V178H130ZM150 179V178H149ZM158 179V178H157ZM157 179H154V177H153V179L151 178L150 179V181H152V184H153V181L155 180V181H158ZM168 179V178H167ZM192 179V180H191ZM229 179H227V180H229ZM237 179V178H236ZM6 180V179H5ZM44 180V179H43ZM42 180V181H43ZM49 180V179H48ZM54 180H55V178H54ZM59 180H60V178H59ZM71 180V179H70ZM100 180V179H99ZM113 180V179H112ZM143 180V179H142ZM145 180H143V182L145 181ZM169 180V179H168ZM168 180H165V181H168ZM171 180V179H170ZM195 180V181H194ZM205 180V179H204ZM215 180H216V178H215ZM231 180H230V182H231ZM240 180V179H239ZM242 180V179H241ZM246 180V179H245ZM263 180V179H262ZM35 181V180H34ZM33 181V182H34ZM41 181V180H40ZM41 181V182H42ZM79 182H80V180H78ZM86 181V180H85ZM203 181V180H202ZM244 181V180H243ZM255 181H257V180H255ZM260 181V180H259ZM49 182V181H48ZM63 185H66L67 184V182H70L69 181V179H64L63 181ZM142 182V183H143ZM146 182V181H145ZM170 182V181H169ZM201 182V181H200ZM211 182V181H210ZM224 182H226L225 184H224ZM229 182V181H228ZM18 183V182H17ZM25 183V182H24ZM71 183V182H70ZM73 183H75V182H73ZM101 183H102V181H101ZM106 183V182H105ZM107 183H109L110 184V182H107ZM116 183V182H115ZM148 183H149V180H148ZM157 183V185H158V183H160V182H156ZM155 183V184H156ZM164 182H162L161 184H163ZM166 183V182H165ZM191 183V182H190ZM205 183V182H204ZM209 183V182H208ZM217 183V182H216ZM218 183V184H219ZM232 183H233V181H232ZM246 183V182H245ZM248 183V182H247ZM260 183V182H259ZM47 184V183H46ZM84 184H85V182H84ZM83 184V185H84ZM137 184V183H136ZM160 184V185H161ZM168 184V183H167ZM166 184V185H167ZM186 184V183H185ZM193 184H196V183H193ZM219 184V185H220ZM252 184V183H251ZM36 185V184H35ZM52 185V184H51ZM62 185V186H63ZM68 185V184H67ZM81 185H82V183H81ZM105 185V184H104ZM149 185H151V183L149 184ZM154 185V184H153ZM188 185V184H187ZM197 185V184H196ZM196 185H194V186H196ZM223 185H221V187L223 186ZM233 185V184H232ZM250 184H248V186H249ZM47 186V185H46ZM156 186V185H155ZM165 186V185H164ZM170 186V185H169ZM169 186H167L170 190L172 189V188H170ZM189 186V185H188ZM193 186V187H194ZM200 186V185H199ZM208 186V185H207ZM216 186H217V184H216ZM251 186V185H250ZM35 187H38V186H35ZM61 187V186H60ZM111 187H112V185H111ZM111 187L109 188V189H107V190H110L111 189ZM151 187V186H150ZM159 187V186H158ZM157 186H156V188H158ZM166 187V186H165ZM165 187H160V189H159V196H155V194L153 195V194H150L149 192H148V194L149 195H151V196H149L148 195V197H154L155 196V200L157 199V198H164V199H166V200H168L170 203H172V204H176L177 206H179L180 204V202H179V200H177V198H174V197H172V196H170V192H169V190L167 189V188H165ZM210 187V186H209ZM209 187L207 188V187H202V186H200L199 188L198 187H196L197 189H199L198 191H201V192H203V194L205 193V194H207V195H211V196H213L212 195V192H211V190L209 189ZM227 187V186H226ZM234 187V186H233ZM43 188V187H42ZM54 188V187H53ZM74 188V187H73ZM84 188V187H83ZM91 188V187H90ZM114 188V187H113ZM119 188H121L122 189V187H119ZM119 188H117V190L119 189ZM132 188H134V187H132ZM131 188V189H132ZM135 188H136V186H135ZM148 188V187H147ZM187 188V187H186ZM194 189L195 191L197 190V189ZM217 188V187H216ZM15 189H17V188H15ZM31 189H32V187H31ZM35 189V188H34ZM38 189V188H37ZM106 189V188H105ZM120 189V191H114V189H111L113 192H111V190H110V192L112 193V194H110V193H107L106 195H105V197L109 194L110 195V197L111 198H114V200H115V202L117 201L116 199H118L119 200V198H120V200H121V198L123 197H127V196H125V195H127V193H128V191L129 192H132L133 193V197L135 196V195H137V194H135L134 193V191H139V189L137 190V188L136 189H132V190H134V191H132L131 189H128L127 191L124 189V187H123V189L121 190ZM127 189V188H126ZM183 189V188H182ZM222 189V188H221ZM239 189V188H238ZM244 189V188H243ZM247 189H249L248 187H247ZM154 190H156V189H154ZM185 190V189H184ZM214 190V189H213ZM212 190V191H213ZM227 190V189H226ZM229 190V189H228ZM4 191V190H3ZM25 191V190H24ZM43 191V190H42ZM91 191V190H90ZM94 191V190H93ZM146 191V190H145ZM215 191H217L216 189H215ZM219 191V190H218ZM6 192V191H5ZM19 192V191H18ZM71 192V191H70ZM88 192V191H87ZM109 192V191H108ZM228 192V191H227ZM230 192V191H229ZM232 192V191H231ZM38 193V192H37ZM76 193V192H75ZM99 193H101V192H99ZM141 193V192H140ZM146 193H147V191H146ZM152 193V192H151ZM154 193V192H153ZM185 193V192H184ZM215 193V192H214ZM213 193V194H214ZM25 194H27V193H25ZM198 194V193H197ZM205 194L204 195H202V197H203V199L204 198H206L207 199V197H204L205 196ZM232 194V193H231ZM230 194V195H231ZM234 194V193H233ZM229 195V197L228 196H226V197H228V199H226V200H229V202L228 203H230V200H231V202H232V199H234V198H236V196L235 195ZM16 195V194H15ZM97 195V194H96ZM129 195V194H128ZM153 195V196H152ZM156 195H158V193H156ZM201 195V194H200ZM215 195V194H214ZM216 195H218V194H216ZM215 195V196H216ZM11 196V195H10ZM23 196V195H22ZM98 196H99V194H98ZM97 196V197H98ZM129 196H131V193H130V195ZM128 196V197H129ZM139 196H141L140 194L139 195H137V196H135V197H137L136 199L134 198V199H132L131 198V200L130 199H127L128 201H126V202H122V204H118V202H120V200L116 203V205H114V204H112L113 206H115V207H123V203H126V204H124L125 205V207H127L126 205L128 204V206H129V204L131 203V205L132 204H138V205H142V203H145V205H146V203L148 202V203H150L151 201L150 200H152V199H150V198H148V197H146V199H143V200H145V202H143V200H141V197H140V199H138V197ZM142 196L143 197H145L146 196V194H145V196L143 195V193H142ZM188 196V195H187ZM191 196V195H190ZM235 196V197H234ZM6 197V196H5ZM20 197V196H19ZM66 197H68V196H66ZM74 197V196H73ZM83 197V196H82ZM94 197V196H93ZM102 197V196H101ZM105 197H103L104 199L103 200H96V201H94L96 204H93L94 206L95 205H102V203L104 202V201H106L105 203H107V201H111V200H107V198H105ZM189 197V196H188ZM197 197V196H196ZM198 197H199V194H198ZM198 197H197V201L196 202H198V204L200 203V205L202 204H204V203H202V201H203V199H202V197L200 198L202 201L200 202V199H199V201H198ZM224 197V196H223ZM263 197V196H262ZM2 198H4L3 196H2ZM70 198V197H69ZM68 198V199H69ZM108 198V199H109ZM213 198H214V196H213ZM213 198L212 197H210V200L212 201V202H210V204L212 203L213 204ZM225 198V197H224ZM0 199H1V197H0ZM11 199V198H10ZM0 200V207H2L3 208V206L5 207V206H7L8 207V204H13V202H12V200ZM13 199V198H12ZM25 199V198H24ZM46 199V198H45ZM52 199V198H51ZM54 199H56V198H54ZM59 199L60 198H58V200H57V202L59 201ZM66 199V198H65ZM74 199V198H73ZM73 199H72V201H73ZM79 199H81V198H79ZM95 199H97V198H94L93 200H95ZM147 199H150V200H148L147 201ZM190 199V198H189ZM217 199V198H216ZM257 199V198H256ZM26 201H24L23 202V200H22V202H23V205L25 206H23V205H21V206H23L24 208H25V210H27L26 208H29V209H36L35 207L37 206L38 207V202H40V195H39V193L38 194H31V195H29L28 194V199H25ZM50 200V199H49ZM53 200V199H52ZM75 200V199H74ZM126 199L124 198V201H125ZM153 200H154V198H153ZM153 200H152V202L151 203H153ZM154 200V201H155ZM160 200V199H159ZM193 200V199H192ZM205 200V199H204ZM209 200V199H208ZM218 200V199H217ZM216 200V201H217ZM223 200V199H222ZM225 199H224V201H226ZM235 200V199H234ZM233 200V201H234ZM122 201H123V199H122ZM147 201V202H146ZM164 201L165 200H163V203H164ZM205 201H207V200H205ZM214 202V205L216 204V205H220V203L218 204L217 202ZM12 202V203H11ZM51 202V201H50ZM54 202H56V200L55 201H52V204H54ZM60 202H62L61 200H60ZM67 202V201H66ZM82 202V201H81ZM90 202V201H89ZM93 202V201H92ZM93 202V203H94ZM156 202V201H155ZM157 202H158V200H157ZM161 202V201H160ZM159 202V203H160ZM195 202V203H196ZM227 202V201H226ZM241 202V201H240ZM15 203V202H14ZM18 203V202H17ZM41 203V202H40ZM74 203V202H73ZM109 203V202H108ZM114 203V202H113ZM147 203V204H148ZM224 203V202H223ZM252 203V202H251ZM52 204L50 205V206H43V207H45L46 209H47V211L45 210V208H44V215H42V216H44L43 218H45V220H47L48 222H54V223H56V221H57V223H59V222H61L62 223V225L63 224H68V225H70V226H73V228H83V227H87L88 229H89V227H93L94 229L93 230H95V232H94V234L96 233L97 234V232H98V226L101 224V223H104V222H106L107 224H117V225H115V226H117V227H111L110 228V226H109V228H110V230L108 231L109 233H107V231H104V234H105V232H106V234H108V235H110V232H111V230H113V229H115L114 231H112L111 233H113V232H115V234H116V232L118 231V233H123L124 231H127V229L129 230L130 228H137V229H139V228H141L143 225H145V223H148V224H150L151 226H149V227H152L151 229H153L152 231L154 232H152L151 230L149 231L150 232V234L151 233H153L154 235H151L150 237H148V239H149V242L150 243H152V244H163V243H169L170 241H172V240H174V238L176 237V236H178V234L180 233L179 231H181L182 229L184 230L185 228H184V222L182 221V220H180V218H178V217H176V221L174 220L175 219V217L173 218L172 217V219L175 221V223L173 222V221H170V219H168V220H166V218H168V217H165V219L163 218V219H158L159 220V222H158V220H157V218H162V217H164V216H166V215H159L160 217H156V216H154V215H152V216H154V217H156V220H157V224L153 221L154 220V218H151L152 216L150 215V218H148V216H147V214H146V216L145 217H147V218H142V217H139L137 214V216L139 217V219L138 218H135L133 215L134 214H132L131 213V210H133L134 211V208L136 207H138V205H132L133 207V209H130L129 207V209L130 210H128V212L126 213V212H119L118 211V209H120V208H115L114 209V207H113V209L112 208H110L111 210H113L112 211V213L114 212V210L116 211V209H117V213L115 214V215H117V216H113V217H115V218H113V217H110L111 215H106L107 213L106 212H103L104 210H102L101 212H97V210H96V212L98 213H96V215H93L94 213V211L91 213L90 211L89 212H87V214L89 215V214H91V215H93L94 217H91L92 219H94V220H92L93 222H91V223H88V221H87V219L85 218H82V216L80 217V218H77V219H75V216L74 217H71V216H64L65 214H67V213H65V214H62L63 212H64V210H63V207H64V205L66 206V205H68V203H56L55 205H54V207H56V212H58V214L55 216V215H52V213H53V211H52V213H51V209H52ZM71 204V203H70ZM153 204H155V203H153ZM152 204V205H153ZM193 204V203H192ZM241 204V203H240ZM19 205V206H20ZM42 205H43V203H42ZM88 205V204H87ZM130 205V206H131ZM144 205V206H145ZM149 205H150V207H149ZM151 204H148V205H146L145 207H148V208H151V206H152ZM166 205L167 204H164V206H165V208H167V210L169 211V208H170V206H169V208L168 207H166ZM171 205V204H170ZM215 205V206H216ZM246 205H247V202H246ZM73 206V205H72ZM97 206H95V207H97ZM103 206V205H102ZM163 205H162V208L164 207ZM212 206V208H213V205H211ZM50 207H51V209H50ZM67 207V206H66ZM92 207V206H91ZM95 207H94V209H95ZM99 207V206H98ZM125 207H123V210L125 209ZM142 207V206H141ZM145 207H142V209H147V208H145ZM172 207V206H171ZM236 207V206H235ZM241 207H242V205H241ZM20 208V207H19ZM108 208V207H107ZM165 208H163V209H165ZM198 208V207H197ZM207 208V207H206ZM219 208H220V206H219ZM237 209H238V206L236 207ZM258 208V207H257ZM256 208V209H257ZM7 209V208H6ZM90 209V208H89ZM127 209V208H126ZM125 209V210H126ZM139 209V208H138ZM161 209V208H160ZM162 209V210H163ZM171 209V208H170ZM205 209V208H204ZM260 209V208H259ZM262 209V208H261ZM260 209V210H261ZM22 210V209H21ZM55 210V209H54ZM65 210H67V209H65ZM101 210V209H100ZM108 210V209H107ZM106 210V211H107ZM110 210V211H111ZM122 210V209H121ZM120 210V211H121ZM136 210V209H135ZM166 210V209H165ZM211 210H215V209H211ZM210 210V211H211ZM236 209H234V211H235ZM63 211V212H62ZM69 211V210H68ZM109 211V212H110ZM127 211V210H126ZM140 211V210H139ZM149 211V210H148ZM154 211V210H153ZM199 211V210H198ZM33 212V211H32ZM37 212V211H36ZM41 212V211H40ZM135 212H137V211H135ZM160 212V211H159ZM166 212V211H165ZM201 212V211H200ZM211 212H213L214 213V211H211ZM231 212V211H230ZM237 212V211H236ZM16 213V212H15ZM30 213V212H29ZM42 213V212H41ZM74 213V212H73ZM112 213H110V214H112ZM142 213V212H141ZM144 213V212H143ZM206 213V212H205ZM232 213V212H231ZM230 213V214H231ZM234 213V212H233ZM240 213V212H239ZM246 213H247V211H246ZM250 213V212H249ZM253 213V212H252ZM35 214V213H34ZM39 214V213H38ZM158 214V213H157ZM161 214V213H160ZM165 214V213H164ZM197 214V213H196ZM211 214V213H210ZM251 214V213H250ZM73 215V214H72ZM84 215H85V213H84ZM114 215V214H113ZM178 215V214H177ZM253 215V214H252ZM251 215V216H252ZM20 216V215H19ZM77 216V215H76ZM86 216V215H85ZM141 216H142V214H141ZM158 216V215H157ZM224 216V215H223ZM244 216V215H243ZM248 216V215H247ZM194 217V216H193ZM241 217V216H240ZM253 217V216H252ZM264 217V216H263ZM43 218H41V219H43ZM87 218H90V216L88 217L87 216ZM179 220H178V219ZM225 218V217H224ZM257 218V217H256ZM7 219V218H6ZM153 219V220H152ZM187 219V218H186ZM198 219V218H197ZM223 219V218H222ZM244 219V218H243ZM38 220V219H37ZM40 220V219H39ZM155 220V221H156ZM163 220V221H162ZM164 220H166V221H164ZM205 220V219H204ZM261 220V219H260ZM98 221H100L101 223H99V225H98ZM163 222V225L162 226H160V227H158L157 225H158V223L160 224V223H162ZM182 221V222H181ZM97 222V223H96ZM153 222L154 224H156V225H153V226H157L156 228H158L157 230H155L154 228H153V226H152V224L151 223ZM167 222H173V223H167ZM204 222V221H203ZM206 222V221H205ZM201 223V222H200ZM199 223V224H200ZM253 223V222H252ZM13 224V223H12ZM49 224V223H48ZM119 224V225H118ZM148 224H146V225H148ZM187 224V223H186ZM203 224V223H202ZM210 224V223H209ZM3 225V224H2ZM8 225V224H7ZM39 225V224H38ZM59 225V224H58ZM67 225V226H68ZM142 225V226H141ZM43 226V225H42ZM46 226H47V224H46ZM140 226V227H139ZM188 226V225H187ZM248 226V225H247ZM253 226V225H252ZM261 226V225H260ZM44 227V226H43ZM49 227V226H48ZM52 227V226H51ZM55 227V226H54ZM57 227V226H56ZM108 227V226H107ZM186 227V226H185ZM8 228V227H7ZM17 228V227H16ZM91 228H90V230H91ZM13 229H14V227H13ZM18 229V228H17ZM60 229V228H59ZM136 229V230H137ZM144 229V228H143ZM150 229V228H149ZM148 229V230H149ZM254 229V228H253ZM259 229V228H258ZM26 230V229H25ZM39 230V229H38ZM53 230V229H52ZM52 230H50V231H52ZM56 230V229H55ZM61 230V229H60ZM66 230H68V229H66ZM135 230V229H134ZM133 230V231H134ZM23 231V230H22ZM29 231V230H28ZM97 231V232H96ZM119 231H123V232H119ZM65 232V231H64ZM87 232H88V230H87ZM179 232V233H178ZM248 232V231H247ZM60 233V232H59ZM89 233V232H88ZM99 233V232H98ZM103 233V232H102ZM102 233H100V236H99V234H97V236L96 237H103V236H101V234ZM148 233V232H147ZM37 234V233H36ZM41 234V233H40ZM63 234V233H62ZM105 234V235H106ZM125 234V233H124ZM144 234V233H143ZM149 233H148V235H150ZM258 235H259V237H263L264 236V230H262V228H261V231L259 232V233H257ZM48 235V234H47ZM85 235V234H84ZM105 235H104V237H105ZM107 235V236H108ZM119 235V234H118ZM121 235V234H120ZM147 234H145V236L143 235L142 237H143V240H146L147 238H144V237H147L146 236ZM3 236V235H2ZM16 236H17V234H16ZM21 236V235H20ZM23 236V235H22ZM42 236V235H41ZM50 236V235H49ZM55 236V235H54ZM106 236V237H107ZM111 236V235H110ZM216 236V235H215ZM257 236V235H256ZM13 237V236H12ZM36 237V236H35ZM138 237H140V236H138ZM142 237H140V239L142 238ZM205 237V236H204ZM210 237V236H209ZM253 237V236H252ZM8 238V237H7ZM18 238V237H17ZM28 238H29V236H28ZM43 238V237H42ZM46 238V237H45ZM109 238V237H108ZM135 238V237H134ZM213 238V237H212ZM212 238H211V240H212ZM26 239V238H25ZM56 239V238H55ZM139 238H137V240H138ZM252 239V238H251ZM6 239H4V238H0V243H3L4 241H5ZM13 240V239H12ZM21 240V239H20ZM30 240V239H29ZM52 240V239H51ZM98 240V239H97ZM100 240V239H99ZM134 240H136V239H134ZM134 240H132V241H134ZM137 240H136V242H137ZM260 240V239H259ZM131 241V240H130ZM129 241V242H130ZM253 241V240H252ZM255 241V240H254ZM16 242V241H15ZM29 242V241H28ZM146 242H148V240H146ZM179 242V241H178ZM247 242V241H246ZM6 243H7V240H6ZM20 243V242H19ZM132 243V242H131ZM134 244H135V242H133ZM141 243V242H140ZM8 244V243H7ZM44 244V243H43ZM151 244V245H152ZM139 245V244H138ZM138 245H137V247H138ZM215 245V244H214ZM224 245V244H223ZM249 245V244H248ZM16 246H18V245H16ZM21 246H22V244H21ZM38 246V245H37ZM58 246V245H57ZM105 246V245H104ZM135 246V245H134ZM141 246V245H140ZM142 246H143V244H142ZM141 246V247H142ZM163 246V245H162ZM222 246V245H221ZM226 246V245H225ZM20 247V246H19ZM47 247V246H46ZM61 247V246H60ZM109 247H110V245H109ZM109 247H107V249H109ZM144 247V246H143ZM166 247V246H165ZM176 247V246H175ZM180 247V246H179ZM228 247V246H227ZM18 248V247H17ZM39 248H41V247H39ZM55 248V247H54ZM53 248V252L55 251V252H57V250H59V249H57V247H56V249H54ZM95 248V247H94ZM99 248V247H98ZM104 248V247H103ZM122 248V247H121ZM161 248V247H160ZM190 248H192V247H190ZM212 248V247H211ZM217 250L218 249H220V247H218V245H216V247H215ZM223 246L221 247V249H220V251H222L223 249ZM11 249H13V248H11ZM37 249V248H36ZM61 249V248H60ZM136 249V248H135ZM176 249H177V247H176ZM185 250H186V247L184 248ZM227 249V248H226ZM16 250V249H15ZM18 250V249H17ZM127 250H128V248H127ZM132 250V249H131ZM143 250V249H142ZM171 250V249H170ZM181 250V249H180ZM179 250V251H180ZM213 250V249H212ZM258 250V249H257ZM6 251V249H1L0 250V253H4ZM20 251V250H19ZM39 251V250H38ZM48 251H49V249H48ZM76 251V250H75ZM79 251V250H78ZM85 251H87V250H85ZM96 251V250H95ZM107 252L106 250H103V252ZM110 251V250H109ZM108 251V252H109ZM114 251V250H113ZM141 251V250H140ZM182 251V250H181ZM184 251V250H183ZM189 251V250H188ZM219 251V250H218ZM9 252H12V250L11 251H9ZM18 252V251H17ZM89 252V251H88ZM105 252H104V254H105ZM107 252V253H108ZM126 252V251H125ZM130 252V251H129ZM132 252V251H131ZM170 252V251H169ZM178 252V251H177ZM215 252H217L216 250H215ZM35 253V252H34ZM68 253V252H67ZM80 253V252H79ZM128 253V252H127ZM168 253V252H167ZM181 253V252H180ZM194 253V252H193ZM192 253V255H194ZM262 253V252H261ZM9 254V253H8ZM18 254H20V253H18ZM31 254V253H30ZM29 254V255H30ZM109 254V253H108ZM136 254V253H135ZM183 254V253H182ZM189 253H184L182 256L186 259V258H189L190 257V255H189V257L188 256H186L185 257V255H188ZM220 254H221V252H220ZM253 254V253H252ZM55 255H57V254H55ZM119 255V254H118ZM121 255V254H120ZM129 255V254H128ZM144 255V254H143ZM204 255V254H203ZM112 256V255H111ZM130 256V255H129ZM259 256V255H258ZM262 256H263V254H262ZM261 256V257H262ZM15 257V256H14ZM52 257V256H51ZM55 257V256H54ZM58 257V256H57ZM117 257V256H116ZM119 257V256H118ZM182 257V258H183ZM253 257V256H252ZM10 258H11V256H10ZM94 258V257H93ZM101 258H103V257H101ZM121 258V261H122V259H124L123 261L124 262H126L125 261V259L127 260V258H128V256H127V254H125V255H123L122 254V256L120 257ZM135 258V257H134ZM145 258V257H144ZM263 258V257H262ZM111 259V258H110ZM2 260V259H1ZM9 260V259H8ZM102 260V259H101ZM189 260V259H188ZM235 260H237V259H235ZM247 260H248V258H247ZM250 260V259H249ZM261 260V259H260ZM3 261H4V258H3ZM15 261V260H14ZM49 261H51V260H49ZM116 261V260H115ZM184 261V260H183ZM187 261V260H186ZM231 261V260H230ZM52 262V261H51ZM185 262V261H184ZM251 262V261H250ZM6 263V262H5ZM28 263V262H27ZM33 263H34V261H33ZM40 263V262H39ZM187 263V262H186ZM234 263V262H233ZM29 264V263H28ZM56 264V263H55ZM188 264V263H187ZM221 264V263H220ZM223 264V263H222ZM231 264V263H230ZM248 264V263H247Z\"/></svg>",
  "mask_w": 264,
  "mask_h": 264
}]
</instances>
